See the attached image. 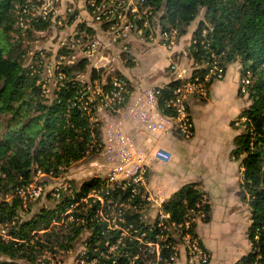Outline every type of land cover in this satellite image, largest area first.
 Returning a JSON list of instances; mask_svg holds the SVG:
<instances>
[{
	"label": "trees",
	"instance_id": "trees-1",
	"mask_svg": "<svg viewBox=\"0 0 264 264\" xmlns=\"http://www.w3.org/2000/svg\"><path fill=\"white\" fill-rule=\"evenodd\" d=\"M144 1L152 14H160L158 28L166 32L176 30L177 40L185 36L189 26L202 14L186 49V56L192 63L185 81L196 77L202 79L213 62L217 63L223 75L232 64L239 65V80L247 73L250 75L247 96L238 91L239 97L246 98L249 106L243 108L230 124L236 135L229 156L243 170L241 199L249 207L250 222L246 231L250 250L234 264H264V0ZM24 4L25 0H0V38L7 44L0 47V114L8 117L0 138L2 197L12 195L16 189L34 181L37 175L58 179L64 170L92 153V142L99 143L100 140L98 122H90V116L77 109V105L87 102L89 89L92 90L93 82L101 78L102 70L89 69L88 82H76L74 76L77 74L74 73L85 70L84 60L58 68L56 73L61 72L63 78L57 82L52 98L46 99L39 82L44 71L40 67L43 59L36 53L27 63V51L19 41H6L9 31L18 32L21 37L31 31L37 36L36 31L45 29L50 23L31 19L25 29L19 27V13ZM122 57L125 65L134 66L133 60V64H128L131 61L129 55ZM183 82L175 79L154 89L157 109L163 116L175 118L170 101L175 99L174 93ZM214 82L210 79L206 83L208 91ZM94 97L99 99L96 95ZM128 98L129 95H125L124 101L119 104L121 106L118 105L113 113L123 108ZM187 110L189 113L188 107ZM33 123L39 124V128L31 131ZM11 126L15 127L12 131ZM47 178L44 183L48 182ZM93 183H84L82 190L87 191ZM204 198L196 184H187L164 202L162 209L176 224L190 221L200 211L204 218L199 223L207 224L211 208ZM70 200L65 197L58 207L64 210ZM21 210L16 195L11 202H0V223L11 224L14 221L15 225L9 230L11 237L33 239V243L17 245L0 238V264H19V261L39 264L38 259L45 251L71 247L78 231H82L76 225L67 231L49 228L53 213L46 209L47 212L40 218L47 232L39 237V241L35 240L31 233L36 230V225L32 222L18 223ZM190 227L192 233L197 223H192ZM167 255L168 252L163 253L164 257Z\"/></svg>",
	"mask_w": 264,
	"mask_h": 264
},
{
	"label": "built area",
	"instance_id": "built-area-1",
	"mask_svg": "<svg viewBox=\"0 0 264 264\" xmlns=\"http://www.w3.org/2000/svg\"><path fill=\"white\" fill-rule=\"evenodd\" d=\"M102 0H87L86 8L90 11L93 19L97 22L109 21L106 12V3ZM60 0H25L24 7L19 13V27L25 29L26 24L32 19L36 22L51 21L52 30L60 29L64 26V18L58 16ZM136 9L142 7L143 0H135ZM149 7L145 13H148ZM67 20L73 14L71 9L65 11ZM118 20L107 30H102V37L91 36L87 31L67 33L62 35L58 41V48L65 49L69 53L66 57L59 55L58 58L64 63H57L56 69L62 64L72 66L76 62L77 55L83 54L82 59L94 58L97 51L104 50L108 44L120 43L123 52L128 51L124 41L127 38L126 32L136 30L133 21L124 19L122 13H118ZM142 20L143 27L150 33L148 40L154 41V36L170 48L176 44V30L163 31L159 28L152 29L147 20ZM71 23V22H70ZM69 23V24H70ZM116 28L120 32L112 35L110 31ZM137 34H140L136 30ZM39 56H42L40 53ZM42 58V57H40ZM105 64L92 69L104 72L105 79L101 80V89L108 87L107 92L96 95L117 105L124 101V96L128 94L125 82L112 76L116 69L109 68V60L104 56ZM78 63V62H76ZM75 63V64H76ZM175 66L172 67L174 71ZM223 71L216 62L210 66L208 73L201 78H194L190 81L180 79L183 84L175 91V99L170 101V105L175 111L173 119L176 128L181 136L188 140L193 134V123L188 113V101L191 98L203 99L207 95L206 83L210 79L219 81L223 79ZM107 79L110 80L109 84ZM179 79V78H177ZM106 80V85L103 81ZM94 84V83H93ZM97 84V83H95ZM105 84V83H104ZM250 84V75L239 80L238 91L242 96H247V86ZM107 89V88H106ZM104 103V102H103ZM93 107V101L87 98V102L77 105V109L86 112ZM94 111L95 107L93 108ZM147 168L139 167L135 173L128 177H120L115 173H108L101 176L90 186L87 191H83L81 186L73 185L71 181L64 179H48L43 175H37L34 181L16 189L22 211H26L29 205L34 204L42 197L49 196V200L56 204L53 209V219L50 228H67L76 225L82 228L81 236L67 249H55L54 252L45 251L38 259L39 264H178L181 258L185 264H208L210 261L209 252L202 246L196 229L190 232L192 223H199L204 218L200 211L195 213V217L184 224H176L170 221V216L162 209L163 203L157 201L147 190ZM47 178V183L44 180ZM71 198L65 205L64 210L57 205L65 198ZM15 225L0 223V238L5 241H12L17 245L33 243V239L18 240L11 237L10 228ZM47 231H33L31 237L38 240ZM39 241V240H38ZM168 252L167 256H163Z\"/></svg>",
	"mask_w": 264,
	"mask_h": 264
},
{
	"label": "crops",
	"instance_id": "crops-1",
	"mask_svg": "<svg viewBox=\"0 0 264 264\" xmlns=\"http://www.w3.org/2000/svg\"><path fill=\"white\" fill-rule=\"evenodd\" d=\"M144 50L134 54L135 64L127 74L131 85L127 103L115 113H106L102 117L101 151L73 165L68 172V180H85L81 169L91 171L87 178L104 169H114L120 176L128 177L145 166L147 190L161 203L182 186L196 184L211 208L209 223H198L196 234L209 252L208 264H212L213 253L217 251L215 242L221 239L219 230L222 225L228 222L229 227L237 225L239 218L245 221L246 230L250 224L249 207L241 199L243 170L229 156L236 135L230 124L243 108L249 106L246 98L238 95L239 65L232 64V69L227 67L223 79L215 81L209 88L206 100L189 99L193 134L186 140L178 133L174 120L158 111L153 93L155 88L170 82L171 77H189L190 70L184 75L177 72L179 57H186L183 46L175 45L171 51L152 47ZM160 56L163 57L162 66L156 69L159 62L156 58ZM172 59L175 60L176 72L168 76L165 69ZM221 250L225 254L217 264H234L249 252L250 246L247 241L243 254H234L229 246ZM178 264H185L184 259L181 258Z\"/></svg>",
	"mask_w": 264,
	"mask_h": 264
},
{
	"label": "rangeland",
	"instance_id": "rangeland-1",
	"mask_svg": "<svg viewBox=\"0 0 264 264\" xmlns=\"http://www.w3.org/2000/svg\"><path fill=\"white\" fill-rule=\"evenodd\" d=\"M135 0H102L101 2L106 3V12H111L116 10V12H111L108 13V17H109V21H100L97 22L93 19L90 11L86 8L87 5V0H60L59 4H58V8H59V12H58V16L60 18H64L65 22H64V26L60 29H55L52 30V22L50 21V23H48V26L45 29H42L40 31H36L37 32V36L33 35L34 33H32L31 31L29 33L26 34V36L21 37L20 33L18 32H14L9 31L8 32V36L6 40L7 42H13L15 40H18L19 43L21 44L22 48L25 49L27 51V63H30L31 60L34 58L35 54L38 53V57H42L43 61L40 64L41 69H43V73H42V79H40V84H41V89H42V93L43 96L46 99H51L52 98V93L53 91L56 89L57 87V82L63 78L62 73L59 72V74L56 73V71H58V69H56L57 63L62 62L64 63V61L60 60L58 58L59 55H62L64 57H66L67 55L69 56V53L66 52L65 49L60 50L58 48V41L60 39V37H62V35H67V33H76L79 30L82 31H87L89 33V35L91 36H95L97 35V38H101L103 35L102 30H107L109 29L112 25H114L118 20L117 16L118 13H122V15L124 16V19L127 21H133L135 23V27L136 30H138L140 32V34L136 33V30L132 31V32H126L127 33V38L124 41V44L127 46L128 51L123 52L120 46V43H122V41H118L116 43H110L108 44L107 41L103 42V45L106 46V48L104 50H99L97 51L98 54L95 55L94 58H86V59H82L83 58V54L77 55V60L76 62H79L81 60H84L86 62L85 66H84V71L82 72H75L74 74H77L76 76H74V81L78 82H88V77H89V73L88 70L92 69V66H102L103 64H105L106 61H104L103 59H99L97 61V57H101L104 56L105 58H107L110 62L109 64H107V66L109 68L113 67L116 69L115 73L112 75L116 78H120V76H122L123 78H125L123 81L126 84V88H131L129 79L127 78V75L129 72V70L131 69V65H125L124 60H123V55H129L131 57V61L128 64H133L132 60H134V54L136 52H139L143 49H146L144 51H147L149 48H156V49H165L167 51H171L173 50V48L175 47V45L182 47L183 46V50L185 51V55H186V49L189 46L190 43V39L192 37V33L193 31L196 29V25L198 23V21H200L202 14L199 15V17L196 19V21L194 23H192L189 28L186 30V34L185 36H182L179 40L176 41V44L174 46H172L171 48L168 45H165L162 41H160V39H158V36L155 35L154 36V41L152 43L149 42L148 40V35L150 32H147V30H145V28L143 27V22L142 20H139L140 18H142L143 20H147L150 28L152 29V31L154 30V28H158V26L160 25V14L159 13H155L152 14V11L149 8L148 13H145L147 5L145 4V1L143 2L142 7L136 9V11L134 10L136 8V3L134 2ZM67 9H71L72 10V15L70 17V21L67 20V16L65 11ZM150 12V13H149ZM152 16V19L150 20L149 17ZM71 22V23H70ZM70 23V24H69ZM54 25V24H53ZM120 32V30L118 28H116L114 31H110V33H112V35H117L116 32ZM39 34V35H38ZM6 42H4L3 40H1L0 38V47H4L6 46ZM40 53H42V56H39ZM82 57V58H81ZM178 57V55L176 56ZM175 58V56L173 57ZM180 58V63H179V67L177 72H179L181 75L186 74L189 70H190V59L186 56H182L179 57ZM159 62L156 65V69H161L162 66V59L163 57H159L156 58ZM75 62V63H76ZM74 63V64H75ZM175 60L172 59L171 62L169 63L168 67L165 69V71H167V75H174V71L176 72V68L174 69V71L172 70V67L175 66ZM192 63V62H191ZM135 64V63H134ZM238 65V64H237ZM65 67L63 64L61 66H59V68ZM233 65L229 67V69H232ZM130 68V69H129ZM231 70H229L230 73ZM120 75V76H119ZM105 74L103 71H101L100 73V79L94 81V87L90 90V96L88 97V99L93 101V107H90V111L88 113L90 122H98V126H99V131L101 129V120L103 119V115L106 113H110L113 114V110H115L116 108H119L121 105H119V107H117L118 105L113 103V102H109L105 99H103L101 97V100H98L96 97H94L95 95H100V93H105L108 90V87H106L105 89H101V80L105 79ZM170 80H175V78L171 77ZM103 85H106V80L103 81ZM97 83V84H95ZM128 95H130L131 90H128ZM206 98V97H205ZM203 98V100L205 99ZM104 102V103H103ZM95 107L96 112L92 111L93 108ZM189 109V106H188ZM8 117L0 114V124L2 125L0 127V138L3 135V131H4V126L5 123L7 122ZM39 128V124L33 123V125H31V131L32 129H38ZM216 128V126H215ZM13 129H15L14 126L10 127V131H12ZM208 131H209V127H208ZM208 131H206V133H208ZM10 134V133H9ZM8 134V135H9ZM212 134V131H211ZM209 140V139H208ZM101 145V141L99 140V143H97V141H93L91 144V150H93L92 153H89L86 155L85 158L94 156L96 154H98L101 151V148L99 149ZM202 150H205L202 148ZM115 156L117 157V155L115 154ZM84 159V158H83ZM82 159V160H83ZM122 159V158H121ZM80 162V161H79ZM78 163V162H77ZM76 164V163H75ZM74 164V165H75ZM73 167V165L67 169L64 170V172L62 173V175L58 178V179H64L65 181H69V177L70 174H68L69 171H71V168ZM75 169H78L77 167H75ZM80 170V169H79ZM114 170V169H113ZM112 169H104V171L102 172H98L95 173L94 176H97L95 178L91 177V178H87L88 175L90 174L91 171L86 172L85 169H81L80 172L84 173L85 175V180H79L78 182H76L77 180H73L71 179V183L73 185H78L83 187V184L86 182H92V181H97V179H99V177L101 176H106V174L108 173H115L117 175H119L120 173L113 171ZM101 173V174H100ZM120 176V175H119ZM123 177V176H120ZM36 178V177H35ZM93 178V179H92ZM148 178V172H147V176L146 179ZM53 179V180H58ZM81 179V178H80ZM16 195V190L15 192L13 191L12 195H7L2 197L0 195V202L2 201H12V198ZM58 206V205H57ZM56 204L53 203L52 201H50L49 199H47L46 197H42L40 198L38 201H36L31 207L30 209H27L26 212L19 214L18 217V223H26V222H32L36 225V230L35 231H40V229L42 231H44L45 228H43V221L41 220V216L42 214H45V212L47 211H51L53 213V209H55ZM59 208V207H58ZM47 209V211H46ZM60 209V208H59ZM52 215V214H51ZM53 219V217H52ZM52 221V220H51ZM229 222L226 225H222L223 228L221 230H219V233L221 235V239L218 240L217 242H215V246L217 248V251L215 253H213L214 256V260L212 262V264H217L218 262H220L221 260V256H223V254H225V251L222 252V248L223 250L228 249V246L230 248V250H232L234 252V254H243V249L246 248L247 245V241H245V232L246 230V225H245V221H243L242 219L239 218L237 225L233 224L231 227H229ZM50 228V227H49ZM53 228L56 229H61L64 231L71 229L72 227L70 225L67 226V228H58L57 226H54ZM47 230V229H45ZM62 232V231H61ZM219 235V234H218ZM81 236V230L78 231V234L75 237V240L73 242L76 241V239H78ZM57 247V246H56ZM59 247V246H58ZM216 261V262H215ZM19 264H28L25 263L23 261H19ZM38 264V263H37Z\"/></svg>",
	"mask_w": 264,
	"mask_h": 264
}]
</instances>
